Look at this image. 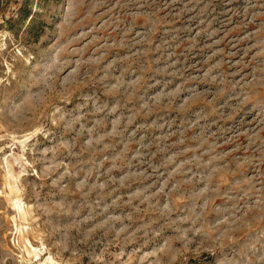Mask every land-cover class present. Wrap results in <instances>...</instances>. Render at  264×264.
<instances>
[{
	"label": "rangeland",
	"instance_id": "1",
	"mask_svg": "<svg viewBox=\"0 0 264 264\" xmlns=\"http://www.w3.org/2000/svg\"><path fill=\"white\" fill-rule=\"evenodd\" d=\"M48 257L264 264V0H0V264Z\"/></svg>",
	"mask_w": 264,
	"mask_h": 264
},
{
	"label": "bare ground",
	"instance_id": "2",
	"mask_svg": "<svg viewBox=\"0 0 264 264\" xmlns=\"http://www.w3.org/2000/svg\"><path fill=\"white\" fill-rule=\"evenodd\" d=\"M15 208L19 213H25V209H24V204L21 201H16L15 202ZM28 246H30V249L33 251V253L38 256L39 255V250L37 248H35L29 241H27ZM31 251V252H32ZM46 262L48 264H53L54 260L51 257H48Z\"/></svg>",
	"mask_w": 264,
	"mask_h": 264
}]
</instances>
